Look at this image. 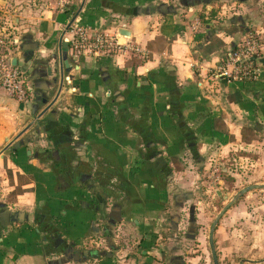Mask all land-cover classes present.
<instances>
[{
	"label": "crops",
	"instance_id": "obj_1",
	"mask_svg": "<svg viewBox=\"0 0 264 264\" xmlns=\"http://www.w3.org/2000/svg\"><path fill=\"white\" fill-rule=\"evenodd\" d=\"M203 3L213 8L211 0H72L65 10L36 5L13 18L17 41L6 55L32 91L20 108L0 89V264H197L188 245L201 241L193 225L201 202H189L190 182L180 183L175 160L213 142L258 148L264 137V67L254 81L208 72L249 30L239 17L231 33L203 27ZM71 22L138 51L76 54ZM227 171L232 178L220 183L235 185ZM250 185L257 187L228 194L214 227L219 264H264V226L252 220L246 228L238 216L236 200L264 189ZM172 205L187 212L182 234Z\"/></svg>",
	"mask_w": 264,
	"mask_h": 264
},
{
	"label": "rangeland",
	"instance_id": "obj_2",
	"mask_svg": "<svg viewBox=\"0 0 264 264\" xmlns=\"http://www.w3.org/2000/svg\"><path fill=\"white\" fill-rule=\"evenodd\" d=\"M211 1L213 8L210 11L206 8L204 3L197 9L199 10L197 14L201 19L200 21L203 27L205 24H208L210 26L209 29H218L219 31L224 29L225 32L231 33L236 26L232 27L230 25V19L242 18L243 21L240 24V28L243 29L245 27L249 31L246 34L245 32L240 33L241 40L245 39L247 35L255 37L259 52H264V0ZM50 3L55 6L54 8H57L54 0H0V32L5 41L12 43L14 36L12 31V26H14L13 18L18 16L23 9L34 8L36 5L41 7L49 5ZM204 30L205 28L203 31ZM8 46H13V44H8ZM230 139H232V137H230ZM258 141V144L255 145L258 148L244 146L238 143L224 149L215 148L216 143L213 142L206 147L205 150L200 148L201 146H197L200 151L199 153L197 152V154L195 152L197 155L196 158L193 156L190 158L189 153L192 155V152L188 151L189 148H187L185 149L187 152L186 160H175L176 166L183 169V173L179 177L186 178L179 179L180 183L183 184L182 181H185V184L186 182H190L188 189L192 190L191 192L193 195L189 202H201L193 216V218L197 219L193 225L196 226V233L201 237V241H192L190 245H188L191 250L195 251L194 255L200 258L197 259V264H213L208 244V234L211 223L218 216L222 207L227 203V200L231 199V196L227 199V194L230 193L232 196H235L241 188L249 184L264 182V137L258 139ZM217 146L219 147L220 145ZM213 151H215V155L212 156L211 153ZM200 154H202V158ZM198 155L205 161H199ZM224 155L228 156L223 157ZM222 167L228 168L229 172L235 174V185L232 183L230 185L227 184V182L230 181L228 178L230 179L232 177L227 175L228 171L225 172L227 175L225 176L222 172ZM175 178L178 179V176L173 178L174 182L177 181ZM224 179L228 181L225 182V184H221V180L224 181ZM176 187L178 188V191H176L177 193L182 194L184 192L185 188L182 187V185L177 184ZM216 189L223 192L224 197L222 194L216 196ZM190 203H187L186 207ZM236 204L240 208L238 216L246 223V228H248V223L252 226V220L255 221L256 225L259 224L264 226V189H255L243 194L236 200ZM168 214L169 216L175 218L178 216V218L182 219L183 223L181 228L183 229L180 230L179 233L182 234L183 230L186 232L187 228L184 226V224L186 225L187 218L186 210H179L177 206L172 205ZM156 229L158 230V234L170 231L167 227L163 229L165 231H160L158 227ZM243 233H247V230H243ZM249 233L252 234V231L249 230ZM249 233L247 235H250ZM217 234L218 239L216 240L218 243L215 245L216 254L218 258L221 257L224 259L219 242L220 230H218ZM111 243L112 240H110V245ZM110 250H112V247ZM248 255H252V253L249 252ZM222 263H225V261L223 260Z\"/></svg>",
	"mask_w": 264,
	"mask_h": 264
},
{
	"label": "built area",
	"instance_id": "obj_3",
	"mask_svg": "<svg viewBox=\"0 0 264 264\" xmlns=\"http://www.w3.org/2000/svg\"><path fill=\"white\" fill-rule=\"evenodd\" d=\"M54 2L59 10H65L72 4V0H54ZM198 25V21L193 24L194 30ZM66 31L72 34L68 43L76 54L101 57L112 56L124 48L138 51V48L128 43H119L114 36L97 32L87 26L73 24V22L69 24ZM16 41L17 39L13 38L12 43L6 42L0 32V89L24 103L29 100L32 87L27 83L23 72L14 67L6 55L8 44H15ZM260 54L255 37L247 35L245 39L240 40L236 49L225 60L210 67L208 72L212 76L225 78L227 82L254 81L258 79L260 66L251 58L259 57Z\"/></svg>",
	"mask_w": 264,
	"mask_h": 264
},
{
	"label": "water",
	"instance_id": "obj_4",
	"mask_svg": "<svg viewBox=\"0 0 264 264\" xmlns=\"http://www.w3.org/2000/svg\"><path fill=\"white\" fill-rule=\"evenodd\" d=\"M118 34L121 35V36H129V31L126 30V29L120 28V29L118 30ZM64 43H65L64 46L66 47V42H64ZM54 58H55V57H54ZM57 59H58V65H62L64 61L62 60L61 55H58V56H57ZM251 59H254V58H251ZM255 61H256L261 67H264V52L261 54V56L255 58ZM14 62H15V59L12 58V59L10 60V63H11L13 66H14ZM61 73H62V72L59 70V74H58V77H59V78H58V81H60L61 79H63ZM59 79H60V80H59ZM54 80H56V78H55ZM58 87H59V90H60V89L62 88V84L59 83ZM43 102H44V101H43ZM22 105H23V103L20 104V108L22 107ZM46 109H47V108H45V109L41 112V114H42L44 111H46ZM15 146L18 147V146H19V143H16ZM255 187H257V185H250V186H247V187L241 189L240 192H239V194H242V193H244V192H246V191H248V190H250V189H252V188H255ZM227 195H228V194H227ZM230 204H231V202L227 203V204L224 206V208L221 210V212H219L218 216L215 218V220H214L213 223L211 224V228H210V230H209L208 241H209V246H210V249H211V254H212L213 264H219V263H218V260H217V257H216V253H215V249H214V242H213V232H214V227H215V225H216V223H217V220H218V218L220 217V215L223 213V211H224L225 209H227V208L230 206ZM108 248H110V247H108Z\"/></svg>",
	"mask_w": 264,
	"mask_h": 264
},
{
	"label": "flooded vegetation",
	"instance_id": "obj_5",
	"mask_svg": "<svg viewBox=\"0 0 264 264\" xmlns=\"http://www.w3.org/2000/svg\"><path fill=\"white\" fill-rule=\"evenodd\" d=\"M208 244H209V241H208ZM210 247V246H209ZM210 251H211V249H210ZM211 256H212V254H211Z\"/></svg>",
	"mask_w": 264,
	"mask_h": 264
},
{
	"label": "trees",
	"instance_id": "obj_6",
	"mask_svg": "<svg viewBox=\"0 0 264 264\" xmlns=\"http://www.w3.org/2000/svg\"><path fill=\"white\" fill-rule=\"evenodd\" d=\"M227 181V180H226Z\"/></svg>",
	"mask_w": 264,
	"mask_h": 264
}]
</instances>
